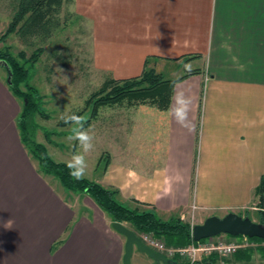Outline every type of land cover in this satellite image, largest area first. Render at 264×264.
Segmentation results:
<instances>
[{"label":"crops","instance_id":"0c3cea01","mask_svg":"<svg viewBox=\"0 0 264 264\" xmlns=\"http://www.w3.org/2000/svg\"><path fill=\"white\" fill-rule=\"evenodd\" d=\"M69 8L88 26L91 64L114 78L139 75L148 57L157 72L173 69L169 65L180 71L172 78L200 69L174 84L168 110L152 108V151L139 142L136 152L110 153L96 182L118 188L126 204L145 203L162 219L252 210L251 220L264 224V205L255 195L264 174V0H73ZM180 91L192 100L189 127L171 114ZM0 113V167L11 171L8 187L0 185V209L17 219L4 234L0 264H122L125 239L90 197L80 193L85 213H77L38 176H23L26 164L16 160L20 151ZM14 186L27 202L9 196ZM134 249L130 264L160 263ZM242 262L237 254L227 260Z\"/></svg>","mask_w":264,"mask_h":264},{"label":"rangeland","instance_id":"374dc122","mask_svg":"<svg viewBox=\"0 0 264 264\" xmlns=\"http://www.w3.org/2000/svg\"><path fill=\"white\" fill-rule=\"evenodd\" d=\"M16 3L17 0H0V51L8 52L19 63L23 64V60L19 57V52H25L28 57L36 47L41 46L43 48V52L33 65L24 64L29 71L30 79L28 83L35 87L41 95L42 110L49 116V118L35 117V122L38 125L35 139L44 143L52 159L68 163L73 153L80 151L76 141L70 142L67 139L72 134L71 129L74 125L70 124L60 127L57 126V122L62 119L64 114L82 109L89 95L110 74L97 70L91 64L88 26L83 19L71 14L69 7L64 8L59 17V25L46 40L42 41L39 37H35L31 43L27 44L19 37L18 33H12L3 38L2 36L15 12ZM196 66L197 63L190 65V67ZM168 68L173 69H164L162 72L164 78H172L176 73H180V71L174 70V66L170 67L169 65ZM20 89L25 90L22 84ZM21 105V100L14 97L8 90L7 71L0 66V110L6 114L4 119L7 121V125L10 126L11 135L13 136L12 144L16 145V148L20 151L16 156V160L23 158V162L26 164V167L21 170L23 176L25 177L27 172L38 176L40 181L47 186V189L51 190L56 199L60 200L62 198L77 213H85V208L81 207L82 196H80V193H71L65 190L59 181L52 176L38 175L36 161L26 152L18 139L15 120L21 110ZM152 108L148 105L130 106L126 102L99 108L97 116L92 118L89 125L84 128L85 130H91V134L94 136V147L92 151L86 154L87 170L84 178L96 181L103 172L107 162L106 158L109 157V154L118 155L121 148L127 147L132 152H136V144L140 142V148L143 147L146 153L152 151L157 137L154 133V123L156 122L152 118L151 110H154ZM81 116L85 119L91 118L89 117V112ZM1 118L2 116L0 115ZM2 122L3 120L1 119L0 124ZM45 132L51 134L49 136L50 142L46 141ZM2 133H4L3 130ZM3 151L1 148L0 156H4ZM4 169L0 167V170ZM9 173L11 171H5L6 176L3 177V182L0 185L3 184L4 187H8ZM1 179L2 174L0 175ZM8 194L9 196H14L17 199L16 202L21 201L24 203V201H28L25 193L15 190V186L12 188V192H8ZM87 197L89 198V196ZM127 204L134 205L130 201ZM143 208L148 207L144 206ZM240 214L243 217L245 214H248L249 218L256 217L255 211L252 210H241ZM215 216L222 217L223 215L218 212ZM206 217L192 215L185 217L183 220L194 226L202 223ZM16 221V217L9 216L7 213L3 214L2 209H0V250H6L4 234H8L13 229ZM121 223L138 234L129 223ZM37 241L41 243V238ZM49 243L50 240L47 241V244L45 243L46 246L45 244L43 245L44 249L47 248ZM259 251L255 250L253 252L254 257L251 261H244L241 264H264V257L260 255ZM159 264L164 263L160 262ZM215 264L220 263L216 261Z\"/></svg>","mask_w":264,"mask_h":264},{"label":"trees","instance_id":"16d2710c","mask_svg":"<svg viewBox=\"0 0 264 264\" xmlns=\"http://www.w3.org/2000/svg\"><path fill=\"white\" fill-rule=\"evenodd\" d=\"M72 1L17 0L15 12L2 37L18 33L19 37L27 44L31 43L35 37H39L42 41L48 39L59 25V17L62 11L65 7L68 8ZM42 52L43 48L41 46L36 47L28 57L25 52H19V57L23 60L22 64L8 52L0 51V60L6 62L11 72L10 83H7L8 90L14 97L21 100L22 103L21 110L15 120L18 139L31 158L36 161L37 172L43 176H52L57 179L62 187L71 193H82L89 196L98 208L109 217L111 222L129 223L136 232H151L157 237H163L167 244L174 246L196 243L192 240V226L188 222L175 215L162 219L154 209L143 208L146 204L137 200H131L134 204L133 206L128 205L121 201L120 191L116 187L104 186L99 182L87 178L81 180L74 179L69 174L70 170L67 167V163L52 159L44 143L38 142L35 139L38 128L35 117L49 118V116L42 110L41 95L35 87L28 83L30 79L29 71L24 64L33 65ZM197 56L196 54L187 55L183 56L182 59L186 62ZM154 59V57L146 58L143 69L137 76L117 79L108 75L101 85L89 95L83 108L69 114L81 116L89 112V117L91 118L85 119L84 128H86L90 120L97 116L101 107L126 102L130 106L148 105L160 111L168 110L174 84L190 75L199 73L200 69H186L177 78H164L162 73L157 72L151 64ZM5 70L7 71L6 68ZM21 84L25 90L20 89ZM66 125L70 124H66L63 119L57 122V126L64 127ZM44 135L46 141H49L51 134L45 132ZM105 169L106 165L103 168V172ZM255 195L258 205L263 207L264 174L260 177L259 183L255 188ZM238 215L242 216L240 213ZM244 216H248V214ZM226 236L233 237L227 234ZM252 239L257 238L253 237ZM62 241V238L55 241L51 245V251L60 245ZM259 250V253L264 255V250ZM254 251L245 250L235 254L240 256L242 260L249 261ZM171 260V264H186L178 257ZM216 261V256L212 255L194 264H215Z\"/></svg>","mask_w":264,"mask_h":264},{"label":"water","instance_id":"95a60500","mask_svg":"<svg viewBox=\"0 0 264 264\" xmlns=\"http://www.w3.org/2000/svg\"><path fill=\"white\" fill-rule=\"evenodd\" d=\"M0 66L7 69V83H10L11 72L8 65L5 61L0 60ZM111 227L125 239L122 264H130L133 248L146 254L154 262L172 263L171 259L145 245L133 230L127 228L121 222H111ZM219 234L245 235L250 238L256 237L264 240V224L254 222L248 216L243 217L235 212H228L222 217L210 215L202 223L195 224L191 228V237L195 242Z\"/></svg>","mask_w":264,"mask_h":264},{"label":"built area","instance_id":"2783aa9c","mask_svg":"<svg viewBox=\"0 0 264 264\" xmlns=\"http://www.w3.org/2000/svg\"><path fill=\"white\" fill-rule=\"evenodd\" d=\"M137 236L145 245L166 258L178 257L186 264H194L212 255L216 256L220 264H227V260L238 251L264 250V240L251 239L245 235L227 237L220 234L184 246L167 244L163 237H157L151 232H141Z\"/></svg>","mask_w":264,"mask_h":264},{"label":"clouds","instance_id":"9594fccd","mask_svg":"<svg viewBox=\"0 0 264 264\" xmlns=\"http://www.w3.org/2000/svg\"><path fill=\"white\" fill-rule=\"evenodd\" d=\"M188 66H186L187 68ZM192 100L186 96L183 91L177 92L175 95L176 107L172 110L171 114L176 119V122L183 127H189L190 122L188 115ZM62 119L66 124H72L74 127L71 129V135L67 139L76 141L79 145L80 151L73 153L71 159L67 163V167L70 170V175L76 179L81 180L84 178L87 170L86 154L92 151L94 136L91 134V130H85L84 124L86 120L83 116L76 114H64Z\"/></svg>","mask_w":264,"mask_h":264}]
</instances>
